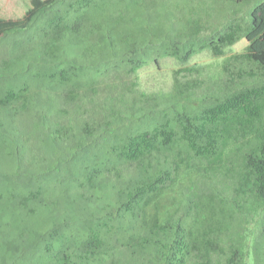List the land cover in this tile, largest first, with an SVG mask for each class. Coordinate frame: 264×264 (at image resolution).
Instances as JSON below:
<instances>
[{
  "label": "trees",
  "instance_id": "obj_1",
  "mask_svg": "<svg viewBox=\"0 0 264 264\" xmlns=\"http://www.w3.org/2000/svg\"><path fill=\"white\" fill-rule=\"evenodd\" d=\"M133 3L29 0L22 16L0 17V35L35 25L40 39L23 51L39 52L44 65L60 41L83 44L87 64L72 58L59 72L57 95L71 105L49 134L100 156L71 194L64 188L51 227L3 233L0 264L28 262L40 247L43 264H264V0L249 21L214 23L201 9L169 31L140 22ZM236 43L242 50L228 53ZM154 48L176 65L167 91L140 86ZM203 51L215 68L189 62ZM22 97L26 104L23 92L5 91L0 109L14 114Z\"/></svg>",
  "mask_w": 264,
  "mask_h": 264
},
{
  "label": "rangeland",
  "instance_id": "obj_2",
  "mask_svg": "<svg viewBox=\"0 0 264 264\" xmlns=\"http://www.w3.org/2000/svg\"><path fill=\"white\" fill-rule=\"evenodd\" d=\"M259 1L135 0L133 6L138 11L140 22L163 23L165 30L169 31L172 22L183 24L188 17L199 16L201 9L213 16L214 23H224L228 18L249 21L251 9ZM28 6L29 0H0V17H20ZM34 26L32 23L28 33L22 37L21 31L0 35V58H6L10 63L5 67L0 66V97L5 91L23 92L27 97L26 104L22 102V97L14 114H6L4 108L0 109V237L5 232L16 236L22 228L42 232L51 227L55 215L63 214L64 188L67 187L71 194L73 183L83 176V167L95 172L100 163L99 155L92 160L96 147L87 149L86 153L71 146L62 147L57 142L58 136L55 134L53 141L49 134L53 127L52 120L59 110L71 105L57 95L59 72L68 66L72 58L82 62L86 60L87 64V58L84 60L81 54L83 44L60 41L57 59L44 65L39 52L23 51L31 42L40 39L41 33L35 32ZM153 50L145 66L138 72L140 86L146 91H167L171 87L172 68L176 65L170 57L159 55L154 58L155 48ZM240 50L242 44L236 43L228 53ZM21 51L24 53L17 57ZM217 61L208 51L189 60L214 68ZM89 72V66H83L82 73L77 77L85 82ZM51 73H55L53 82L48 81ZM101 156L103 160V153ZM47 169L49 172L44 173ZM41 189L40 195L36 194L37 200L28 198L22 206L17 204L29 191ZM40 200L44 201V205L39 204ZM48 242L44 241L43 244ZM41 248L35 252L34 258L18 264H43Z\"/></svg>",
  "mask_w": 264,
  "mask_h": 264
},
{
  "label": "crops",
  "instance_id": "obj_3",
  "mask_svg": "<svg viewBox=\"0 0 264 264\" xmlns=\"http://www.w3.org/2000/svg\"><path fill=\"white\" fill-rule=\"evenodd\" d=\"M7 2H10L11 0H6ZM15 1H19V0H15Z\"/></svg>",
  "mask_w": 264,
  "mask_h": 264
}]
</instances>
